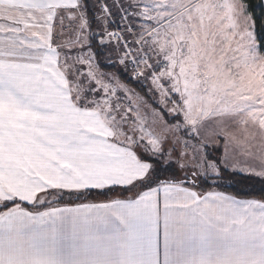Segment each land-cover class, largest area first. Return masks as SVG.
<instances>
[{"label": "snow or ice", "instance_id": "snow-or-ice-1", "mask_svg": "<svg viewBox=\"0 0 264 264\" xmlns=\"http://www.w3.org/2000/svg\"><path fill=\"white\" fill-rule=\"evenodd\" d=\"M226 175L264 185L251 0H0V264H264Z\"/></svg>", "mask_w": 264, "mask_h": 264}, {"label": "trees", "instance_id": "trees-1", "mask_svg": "<svg viewBox=\"0 0 264 264\" xmlns=\"http://www.w3.org/2000/svg\"><path fill=\"white\" fill-rule=\"evenodd\" d=\"M252 4L255 6V14L257 16L264 15V3L263 0H251ZM139 89V86L134 85ZM229 179L222 180L220 183L222 185L221 189L222 191H226L231 194L241 193L246 194H258L262 188H264V185H261L260 183L254 181V180H248L241 176H228Z\"/></svg>", "mask_w": 264, "mask_h": 264}, {"label": "crops", "instance_id": "crops-1", "mask_svg": "<svg viewBox=\"0 0 264 264\" xmlns=\"http://www.w3.org/2000/svg\"><path fill=\"white\" fill-rule=\"evenodd\" d=\"M263 2H264V0H263ZM90 199H92V200H102L103 198L102 197H92Z\"/></svg>", "mask_w": 264, "mask_h": 264}, {"label": "rangeland", "instance_id": "rangeland-1", "mask_svg": "<svg viewBox=\"0 0 264 264\" xmlns=\"http://www.w3.org/2000/svg\"><path fill=\"white\" fill-rule=\"evenodd\" d=\"M263 3H264V2H263ZM137 91H139V89H137ZM228 176H229V175H226V176H225V178H224L225 181H226V179H229ZM220 182H221V181H220Z\"/></svg>", "mask_w": 264, "mask_h": 264}]
</instances>
